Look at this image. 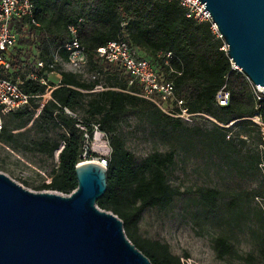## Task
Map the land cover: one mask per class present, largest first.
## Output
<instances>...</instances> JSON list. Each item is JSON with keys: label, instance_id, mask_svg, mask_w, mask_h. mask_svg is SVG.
<instances>
[{"label": "trees", "instance_id": "16d2710c", "mask_svg": "<svg viewBox=\"0 0 264 264\" xmlns=\"http://www.w3.org/2000/svg\"><path fill=\"white\" fill-rule=\"evenodd\" d=\"M31 2L32 17L12 21L11 30L17 42L7 56L12 70L6 75L13 81L20 78L23 81L21 90L31 98L27 106L1 116L0 143L49 159L56 154V166L49 175V182H42L34 190L68 195L77 187L75 166L98 157L89 150L96 127L105 136L110 149L106 191L96 201V206L121 220L127 239L152 264H183L167 244L143 238L138 232V224L146 211L165 213L184 196L169 181L175 152H155L137 160L126 149L120 135L122 122L132 115L143 117L164 134L179 129L181 122L135 96L138 87L129 86L124 71L99 59L96 50L113 41H124L135 49L140 58L152 64L159 76L172 81L175 96L183 101L189 112L203 113L213 120L217 126L214 125L208 139L219 153L245 171L258 165L264 170V160L257 153L242 155L238 146L226 141V136L234 126L247 131L253 126L251 120L254 118L264 126V93L257 99L246 77L232 69L222 49L223 41L211 32L210 24L187 18L176 1ZM78 20L81 22L77 40L85 49L87 67L99 78L86 82L79 75L61 72L57 84L50 82L47 75L52 70L46 66L37 68V63L47 65L56 52L62 60H67L65 46L71 41L67 28L76 25ZM167 53L171 54L172 74L164 65ZM30 74L37 79H30ZM40 78L47 80L45 85L39 82ZM97 86L100 89L96 90ZM223 87L229 93V100L226 106L220 107L215 95ZM45 94L50 98L41 106ZM64 109L75 117L66 114ZM262 192L227 193L199 187L194 191L193 200L196 215L220 220L225 212L235 217L242 201L264 196V189ZM261 216L264 221L263 212ZM212 248L218 258H243L226 235L215 237ZM245 259L248 264L256 263L252 254Z\"/></svg>", "mask_w": 264, "mask_h": 264}, {"label": "rangeland", "instance_id": "374dc122", "mask_svg": "<svg viewBox=\"0 0 264 264\" xmlns=\"http://www.w3.org/2000/svg\"><path fill=\"white\" fill-rule=\"evenodd\" d=\"M61 70L65 71V68L56 70L48 77V81L57 79ZM93 75L95 79L99 78L86 67L82 80L91 82L94 80ZM99 80L102 84V78ZM48 100L47 94L43 95L41 104ZM212 121L202 118L192 124L181 122L179 129L171 132L168 130L165 134L143 117L132 115L122 122L120 135L126 149L137 160L155 152H175V164L169 181L184 195L165 213L146 211L138 224V232L143 238L167 244L170 252L178 256L183 264H248L245 257L249 254L256 259L255 264H264V221L261 218L264 213V196L249 197L242 201L235 217L225 212L220 220L196 215L197 207L193 200L194 191L199 187L227 193H263L264 189V182H261L264 170L261 165L245 171L217 151L208 139L216 125ZM251 121L253 126H249L247 131L237 126L231 128L226 141L238 146L242 155L257 153L264 160V126L257 118ZM93 135L89 150L97 153L94 150L96 136L103 134L94 130ZM102 141L106 148L97 155L108 157L110 149L105 136ZM56 161V154L49 159L0 143V173L31 192H37L34 188L42 182H49ZM220 235L229 237L243 258H218L212 248V240Z\"/></svg>", "mask_w": 264, "mask_h": 264}, {"label": "water", "instance_id": "95a60500", "mask_svg": "<svg viewBox=\"0 0 264 264\" xmlns=\"http://www.w3.org/2000/svg\"><path fill=\"white\" fill-rule=\"evenodd\" d=\"M210 14L232 64L264 87V0H197ZM70 194L31 192L0 173V264H152L127 239L121 220L96 201L106 169L75 166Z\"/></svg>", "mask_w": 264, "mask_h": 264}, {"label": "built area", "instance_id": "2783aa9c", "mask_svg": "<svg viewBox=\"0 0 264 264\" xmlns=\"http://www.w3.org/2000/svg\"><path fill=\"white\" fill-rule=\"evenodd\" d=\"M170 1H176L179 6L185 10V16L187 18L193 19L199 23H209L211 32L216 37L220 38L217 28L212 22L210 14L203 8L199 1ZM32 9L33 4L31 0H0V128L2 115L27 106L29 99L31 98V96L26 95L21 90L23 81L20 78H16L13 81L7 78L6 75L12 70L7 56L15 47L17 42V36L11 30L12 21L20 20L22 18H31ZM80 22L81 20H78L76 25H70L67 28L71 37V41L65 46V50L68 53L67 60L62 61L58 53H55L47 65L43 62H38L37 68L43 69L46 66L48 69L54 71L57 65H62L67 72L74 74H82L84 72L87 64V56L85 49L77 40V31L79 29ZM32 23L37 26L35 22L32 21ZM222 49L226 51L225 45ZM96 56L112 66L120 67L124 71V74H126L129 78L128 85H136L138 87V91L134 95L152 103L167 117L179 120L184 124H192L201 118L212 120L209 116L203 113L189 112V110L184 106L183 101L175 96L172 81L159 76L152 64L148 60L140 58L136 50L130 47L126 42H109L105 46L96 50ZM170 58V53H167L164 56V65L168 68ZM231 65L233 70H238L232 62ZM168 73L172 74L173 70L169 68ZM28 77L30 79H37L34 74H30ZM39 82L43 85L46 84V80L43 78H40ZM251 86L257 99H260L259 95L264 93V87L254 86L252 84ZM228 100L229 93L223 87L216 93L215 102L217 106L224 107L228 104ZM64 111L66 114L75 117V115L67 109H64ZM78 127L83 129V127L79 125ZM95 131H98L96 127ZM84 136L87 138L86 135ZM103 136L104 135L96 136L94 150L97 153L103 152L106 148L105 143L102 141ZM94 161L101 167L105 169L107 168L108 159L106 156L100 155L95 158Z\"/></svg>", "mask_w": 264, "mask_h": 264}, {"label": "crops", "instance_id": "0c3cea01", "mask_svg": "<svg viewBox=\"0 0 264 264\" xmlns=\"http://www.w3.org/2000/svg\"><path fill=\"white\" fill-rule=\"evenodd\" d=\"M56 53H57V52H56ZM54 54H55V53H54ZM54 54H53V55H54ZM53 55H52V57H53ZM59 57H60V56H59ZM60 58H61V57H60ZM51 59H52V58H51ZM61 60H62V59H61ZM62 61H66V60H62ZM57 66H58L59 68H60V67H63L62 65H57ZM57 66H56V67H57ZM56 67H55V68H56ZM86 67H87V64H86ZM56 70H57V69H56ZM56 70L54 69V71H52L51 73H49V74L47 75V77L53 75L54 72H55ZM85 70H86V68H85ZM85 70H84V72H83L82 74H76V75H79V76L81 77V79H82V75L85 73ZM58 71H59V70H58ZM61 72H67V71H66V70H65V71H64V70H61L60 73H61ZM60 73H59V75H57V79H55V80L52 81V82H54V83L57 84V83L60 81V79H61ZM68 73H71V72H68ZM72 74H74V73H72ZM93 78L95 79V75H93ZM45 80H46V79H45ZM47 80H48V78H47ZM47 80H46V82H47ZM98 87H100V86H97V87H96V90H98ZM99 89H100V88H99ZM47 96H48V94H47ZM48 97H49V96H48ZM49 98H50V97H49ZM43 104H44V103H43ZM43 104H42V105H43ZM56 156H57V155H56Z\"/></svg>", "mask_w": 264, "mask_h": 264}]
</instances>
